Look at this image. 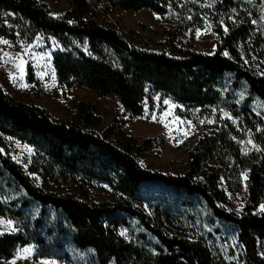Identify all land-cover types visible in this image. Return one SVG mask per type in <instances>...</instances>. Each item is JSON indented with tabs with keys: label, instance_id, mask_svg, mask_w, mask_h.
I'll return each instance as SVG.
<instances>
[{
	"label": "trees",
	"instance_id": "trees-1",
	"mask_svg": "<svg viewBox=\"0 0 264 264\" xmlns=\"http://www.w3.org/2000/svg\"><path fill=\"white\" fill-rule=\"evenodd\" d=\"M245 7L252 18L233 22V13ZM142 9L173 15L170 52L132 45L101 20L108 12ZM263 18L264 7L250 0H71L61 16L39 0H0V36L42 33L61 43L53 65L62 84L87 87L137 116L149 91L165 93L187 111L223 109L261 146L244 154L235 140L238 125L221 120L190 150L184 173L163 172L141 163L149 145L121 127L98 133L102 118L90 103L79 102L72 119L56 117L11 98L0 84V138L33 146L44 181L37 184L0 147V216L19 225L0 233V257L34 244L38 257L70 264H264V212L258 211L264 199V74L248 63L253 54L264 55ZM208 22L217 34L213 53L174 45ZM226 170L241 188L247 172L242 213L226 207L220 185ZM94 183L119 197L95 200ZM63 184L70 188L60 191ZM120 227L136 231L133 239Z\"/></svg>",
	"mask_w": 264,
	"mask_h": 264
},
{
	"label": "rangeland",
	"instance_id": "rangeland-1",
	"mask_svg": "<svg viewBox=\"0 0 264 264\" xmlns=\"http://www.w3.org/2000/svg\"><path fill=\"white\" fill-rule=\"evenodd\" d=\"M39 1L47 4L54 16H61L71 7V0ZM254 1L264 7V0H250ZM244 16L252 18L246 7L236 10L231 20L234 22ZM101 20L117 28L132 45L154 51L172 50L167 46L168 31L175 25V19L171 14L161 16L149 9L122 10L105 13ZM6 22L10 28L18 30L19 26L12 16L6 15ZM253 24L257 23L254 21ZM19 36L16 38L0 36V84L7 95L43 107L52 115L66 119L74 118L79 102L90 103L102 118L101 125L96 128L98 133L102 134L109 126L115 125L134 136L139 142L149 145L146 154L140 158L144 166L172 174L184 173L189 152L198 139L221 124V120L227 119L238 125L235 140L244 154L261 151L255 135L246 130L240 124V120L226 110L215 109L210 114L200 109L187 111L165 93L149 91L144 100V112L137 116L126 111L117 100L100 95L87 87L62 84L53 65L54 56L63 50L61 43L55 37L42 33L31 39ZM174 45L180 49L213 53L217 49V34L212 23L208 22L204 28L186 31ZM248 63L254 72L264 74V55L253 54ZM257 112L258 115L261 114ZM262 118L264 123V115ZM0 147L21 164L37 184L44 183L40 169H35L38 166V156L33 146L3 135L0 138ZM214 165L209 164L208 169ZM246 173L243 172L240 180L243 188L231 175L230 170H226V176L220 182L228 195L226 207L237 213H242L247 202ZM68 188L70 187L64 184L59 186L60 191ZM91 195L97 201L115 200L119 197L103 183H94L91 186ZM258 211L264 212V199ZM133 228L136 231L140 230L136 224ZM18 230L19 225L15 220L0 216V233ZM136 231L133 232L126 227L119 228L120 234L128 240L133 239ZM0 264L70 263L38 257L37 247L29 244L17 248L10 258L0 257Z\"/></svg>",
	"mask_w": 264,
	"mask_h": 264
}]
</instances>
